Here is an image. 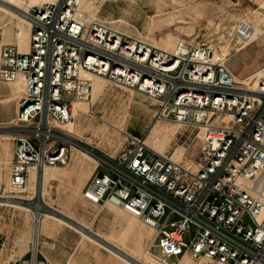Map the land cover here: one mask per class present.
<instances>
[{
    "label": "built area",
    "instance_id": "2783aa9c",
    "mask_svg": "<svg viewBox=\"0 0 264 264\" xmlns=\"http://www.w3.org/2000/svg\"><path fill=\"white\" fill-rule=\"evenodd\" d=\"M85 1L32 5L22 11L28 49L6 44L0 51V78L25 76L18 114L0 124V135L15 141L11 196L34 221L28 252L12 251L7 264H52L41 257V222L74 219L47 200L41 173L68 165L72 150L87 151L96 164L85 199L115 204L154 229L158 251L149 253L156 262L181 264L191 256L264 264V67L239 77L212 47L185 40L171 50L158 47L91 15ZM95 77L156 100L154 122L203 131L196 157L174 159L151 148L145 135L125 131L116 154L87 145L68 126L79 102L93 106ZM33 168L37 180L29 191Z\"/></svg>",
    "mask_w": 264,
    "mask_h": 264
},
{
    "label": "rangeland",
    "instance_id": "374dc122",
    "mask_svg": "<svg viewBox=\"0 0 264 264\" xmlns=\"http://www.w3.org/2000/svg\"><path fill=\"white\" fill-rule=\"evenodd\" d=\"M47 1L54 0H0V38L9 39L21 30L29 31L30 24L22 11ZM84 8L115 28L161 48L171 50L181 40L212 47L228 56L229 66L242 78L264 67V0H101L98 4L86 0ZM242 20L257 24L260 29L248 44L240 34ZM96 79L101 81L93 90V128L98 134L97 142L92 143L97 152H110L125 140V131L146 138L153 134L159 152L174 159L196 157L203 131L175 122L151 123L152 113L159 107L156 100L105 78ZM78 153L95 164L91 157ZM41 174L44 182L40 189L47 200L74 219L65 222L45 218L48 223L44 237L56 243L51 249L55 256V260L51 259L53 264H160L149 253L150 248L158 251L153 246L155 231L149 225L112 203L109 204L123 215L117 229L105 220L92 222V205L81 200L79 194L70 200L69 189L74 188L64 183L62 167L48 166ZM0 188V264H7L12 251L24 253L29 248L32 215L13 200L11 195L15 193L8 177ZM34 188L32 179L27 190ZM195 231L193 227L184 238L190 241ZM181 264L217 263L187 256Z\"/></svg>",
    "mask_w": 264,
    "mask_h": 264
},
{
    "label": "crops",
    "instance_id": "0c3cea01",
    "mask_svg": "<svg viewBox=\"0 0 264 264\" xmlns=\"http://www.w3.org/2000/svg\"><path fill=\"white\" fill-rule=\"evenodd\" d=\"M12 36L11 38H0V51L5 44H14L17 45L21 50H27L30 43V29L29 31L24 32V34L20 37ZM229 65V64H228ZM233 70V69H232ZM234 71V70H233ZM235 72V71H234ZM101 83L100 80L96 79L95 84L99 86ZM25 91V76L24 74L19 75L18 79L15 81H4L0 78V124L8 123L15 119L19 111V101L23 97ZM158 109V108H157ZM153 111L151 116V123L154 119V114L157 111ZM92 110V112H91ZM93 114H94V102L93 106L90 108L88 103L83 102L77 108V118L75 123L71 124V130L81 137H83L86 141V144L89 145L92 142H97V134L98 131L93 128ZM125 140L121 141V143H117L118 145H114L112 149H110L111 154H116L124 144ZM99 144V143H98ZM101 152H106L100 149ZM15 151V141L11 136L8 135H0V187L3 184L4 178L10 177V167L11 161L14 157ZM62 167V174L64 179L66 180L64 183H67L71 188L69 189V198L70 200H75L77 195L82 197L81 200H85L90 203L93 207V217L91 218L92 222L94 221H107L108 225L117 229L119 225V221L123 218L122 213L116 210V208L107 203L104 206H100L97 204H93L89 202L83 196V190L88 184L89 180L93 176L96 170V164L90 163L88 160L81 157L78 153V150H72L70 154L69 164ZM34 180L36 184L37 175L35 178L32 177L31 171V180ZM30 180V181H31ZM1 189V188H0ZM34 190V189H33ZM29 190V191H33ZM87 216V215H85ZM133 216V215H132ZM135 217V216H134ZM31 224H32V232L31 237L29 239V243H31L34 234V221L31 216ZM137 218V217H135ZM138 219V218H137ZM46 219H43L40 225V241L42 242V255L45 256L52 262L51 259L55 260V256L52 254L51 249L56 246V243L49 242L44 236L45 227L47 225ZM140 220V219H139ZM141 221V220H140ZM144 223V222H143ZM19 253L18 251H16ZM28 252V248L24 251L25 254ZM65 259V258H64ZM68 261H71V257L68 256ZM53 264V262H52Z\"/></svg>",
    "mask_w": 264,
    "mask_h": 264
},
{
    "label": "bare ground",
    "instance_id": "6f19581e",
    "mask_svg": "<svg viewBox=\"0 0 264 264\" xmlns=\"http://www.w3.org/2000/svg\"><path fill=\"white\" fill-rule=\"evenodd\" d=\"M242 28L240 29V34L243 37V39L246 40V44H248L251 40L255 39V35L257 33L260 32V29L258 28L257 24H253L250 21L247 20H242ZM241 31L244 33V35L241 33ZM24 34V32L21 30L20 32H18V36H22ZM261 70H259L258 72H260ZM257 72V73H258ZM146 142L147 144L155 149L156 151H160V149L157 147V138H155V136H153V134L149 135L146 138ZM84 155L91 157L93 159V157L87 152V151H81ZM46 170V168H45ZM32 177L35 178L36 177V170L33 168L32 169ZM146 261V260H145Z\"/></svg>",
    "mask_w": 264,
    "mask_h": 264
}]
</instances>
